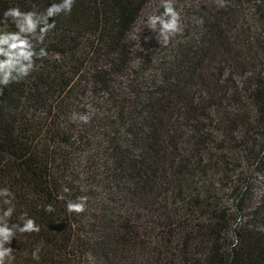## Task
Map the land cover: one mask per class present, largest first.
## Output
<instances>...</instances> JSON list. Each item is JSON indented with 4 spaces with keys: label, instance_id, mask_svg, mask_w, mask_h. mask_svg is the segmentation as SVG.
<instances>
[{
    "label": "trees",
    "instance_id": "trees-1",
    "mask_svg": "<svg viewBox=\"0 0 264 264\" xmlns=\"http://www.w3.org/2000/svg\"><path fill=\"white\" fill-rule=\"evenodd\" d=\"M155 1L75 0L30 38L48 55L0 95V189L40 231L6 264H264V0H175L167 44L135 37ZM61 2L0 0V34Z\"/></svg>",
    "mask_w": 264,
    "mask_h": 264
},
{
    "label": "clouds",
    "instance_id": "clouds-1",
    "mask_svg": "<svg viewBox=\"0 0 264 264\" xmlns=\"http://www.w3.org/2000/svg\"><path fill=\"white\" fill-rule=\"evenodd\" d=\"M75 0H62L58 5H53L47 13L37 14L35 12H21L20 9L11 8L5 12L6 18H11L13 23L16 24L19 31L17 33L0 34V95L3 94V89L12 83H19L26 78L34 67V59L46 58L48 53L41 48L39 53L34 49L31 39L38 42H43L46 31L54 24L49 26L47 20L50 16L58 15L60 13L70 14ZM227 0H218V7H226ZM163 14L161 16H153L148 19V27L156 31L159 25V38L162 37L165 44L171 36L178 34L181 31L180 14L171 4L170 0H166L163 4ZM44 25L43 28L40 26ZM39 28V33H38ZM77 119L87 124L91 120L88 114L73 113L72 120L76 122ZM68 188H64L63 192H68ZM0 198H3V204L8 205L2 213H0V264H6V260L15 259L11 254L13 249L8 247L12 240L15 239L16 232L20 233H38L39 226L34 219L28 218L27 213H24L20 219L23 221L22 225L13 224L9 225L8 221L13 215L15 210L12 200L14 195L8 188L0 189ZM58 199H63L59 196ZM87 197H78L76 201L69 200L66 204L68 213L82 214L86 210ZM52 205L44 207L45 212L54 211ZM32 258L39 261V249L34 250Z\"/></svg>",
    "mask_w": 264,
    "mask_h": 264
},
{
    "label": "rangeland",
    "instance_id": "rangeland-1",
    "mask_svg": "<svg viewBox=\"0 0 264 264\" xmlns=\"http://www.w3.org/2000/svg\"><path fill=\"white\" fill-rule=\"evenodd\" d=\"M175 0H170L171 3H173ZM166 2V0H157L150 4L146 11L142 14L139 22L136 25L135 28V37L137 35L142 34L145 30H147L148 27V19L149 17L156 16L158 14L159 6L163 5Z\"/></svg>",
    "mask_w": 264,
    "mask_h": 264
}]
</instances>
